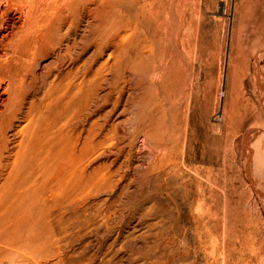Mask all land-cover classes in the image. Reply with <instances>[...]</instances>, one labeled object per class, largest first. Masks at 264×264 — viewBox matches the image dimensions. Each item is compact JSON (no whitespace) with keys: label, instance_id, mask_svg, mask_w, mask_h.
I'll use <instances>...</instances> for the list:
<instances>
[{"label":"rangeland","instance_id":"1","mask_svg":"<svg viewBox=\"0 0 264 264\" xmlns=\"http://www.w3.org/2000/svg\"><path fill=\"white\" fill-rule=\"evenodd\" d=\"M54 1L0 0V64L20 76L27 69L29 84L33 66L39 73L53 60V42L64 33L49 41L54 23L78 24L79 41L89 30L91 46L92 7H109L105 0ZM112 1L111 31L131 33L133 45L151 41L138 21L142 3ZM87 4L89 18L82 16ZM64 6L66 16L57 12ZM170 6L173 13L184 8L195 49L187 46L196 52L185 54L180 83L155 74L160 46L152 42L147 74L132 89L137 102L126 101V89L102 98L98 109L89 106V152L77 143L74 165L59 169L55 200L48 181L65 159L60 145L38 170L21 168L19 185L0 201V264H264V0ZM105 75L89 74V102L107 90Z\"/></svg>","mask_w":264,"mask_h":264},{"label":"bare ground","instance_id":"2","mask_svg":"<svg viewBox=\"0 0 264 264\" xmlns=\"http://www.w3.org/2000/svg\"><path fill=\"white\" fill-rule=\"evenodd\" d=\"M108 1L111 2V0ZM138 1L142 3L141 7L143 10L142 16L138 21L143 25L144 30L146 28L149 30L152 36V40L146 41L145 44L133 45V43H131L133 39L131 33H126L119 29L111 31L112 27H108L107 23L113 19V12L110 8L114 5L112 3L115 2L112 1L111 3L109 2V4L105 0L107 5H109V7L107 6L108 9L105 5V10H103V7L101 10L98 9L99 7H92L94 11L99 13L98 15L97 12L95 14V22H92L91 25L88 23L89 29L93 27L94 33L97 34L96 37L92 38V40L95 41L92 42L91 46H89V30L84 37L85 39L82 38L79 41L76 39V35H78L76 34L78 24L72 25L71 21H67V18L66 21L59 19L58 23H54L51 30L52 36L49 37V41L51 37L56 38L59 36L60 32L62 33L64 31V33H62L63 35L61 38L53 42V47L51 49L53 60L46 66L44 65L41 71L42 73L39 72V74L36 72L35 66H33L34 77L32 78L33 82L30 84L26 82L27 69L20 76V74L17 73L18 70L11 73L9 65L5 64L3 66L0 64V106L4 108L0 110V201L3 200L4 196L10 193L14 186L19 185L18 179L20 178L19 172L21 168L24 169V166L29 164L35 165L34 168L37 166L38 168L42 167V165L48 162L52 147L55 146L57 148L60 145V148H63V153H66L65 159L64 161L62 160L63 163L61 162L62 167L57 165L55 166V168L57 167L56 169L50 170L49 175H51V177H49V180H51V182L48 181V186H50L51 183L52 197L54 200L57 198L60 186L58 180L60 174H62L60 170L65 167V164L69 167L76 162L74 161L76 159L75 156L79 155L75 154L77 143L80 145L78 148L81 153L83 151V154L86 155L89 152V106L93 108L97 107L96 109H98L99 102L102 98L108 97L113 91L117 94L124 95L126 89L129 90V93L125 96L126 101L137 102L138 98L134 95L132 89L135 85L138 86L139 75L147 74L149 69V54L152 52V42L160 46L159 63L156 67L157 72L155 74L162 78V82L164 80H175V82H177L179 77L185 73V70L187 71V66L184 64V59L186 58L185 54H187L188 50L195 48H193V46L191 48L192 43L187 42L189 38L187 39V32L183 27L185 20L184 8L173 13L172 7L170 6L171 0L167 2L164 0H162V2L159 0ZM54 2H56V0ZM97 2L95 1L93 3L96 5ZM62 3L60 2V5ZM119 3L126 5V3L122 1ZM82 8H84V12H86L85 15L83 14L82 16L89 18L91 15V13H89V4ZM65 11L70 12V8L64 6L58 9L57 12L65 14ZM122 16L123 15H121V17ZM51 18H53V15ZM69 18H71V16ZM79 19L81 20V18ZM115 21L112 22L115 23ZM192 25L194 24H191V26ZM195 25L194 28L197 26ZM193 31L194 30H192V32ZM195 37L197 39V34ZM187 43L188 45L190 44V49ZM89 47L92 49L90 56L86 54L89 52ZM195 47H197V45ZM105 50H109L107 58L102 61L97 68L95 67L93 69L92 65L97 62L98 57L101 56L102 52H105ZM189 53L194 54L196 52L194 50V53L193 51ZM3 61H5V59ZM65 66L68 69L65 70ZM101 72L106 73L102 78V83L106 85L107 90L104 93L96 94L89 102V74L92 73L93 77H95ZM19 76L21 77V83L15 89H12L15 79L19 78ZM131 79L134 80V82L131 81ZM157 79H159V77ZM118 80L123 82L122 85V82H120L121 87L117 85ZM177 83L179 84L180 82L178 81ZM177 83H175V85H178ZM93 85H95V90L99 87V82H95ZM158 87L160 88L162 86ZM39 90L43 92L41 97L34 99L35 94ZM86 95L88 98L87 101L84 102L81 97ZM28 99L29 101L27 103ZM124 106L123 110L127 107L126 104ZM69 111L72 114L67 113ZM104 124H106V122ZM73 139H75L76 144L69 145L68 142L73 143ZM61 158L63 157L61 156ZM84 159L87 160L88 158L85 157ZM71 161L74 163L71 164ZM34 168L31 169L30 173L36 172V175H39L37 174L39 172L36 171L38 168H36V170ZM63 170L64 169H62V172ZM36 175H34L33 179L36 178ZM49 175H47V177ZM46 179L47 178H45L44 183L47 185ZM46 185L44 184L43 188H48ZM48 193L46 194L47 196ZM48 197L49 201L51 195ZM53 198H51V200ZM51 200L50 203H53ZM55 207H57V204ZM51 208H53V206ZM51 208L50 210H52ZM53 210L54 212L56 211L55 209ZM55 220L57 221V218ZM53 224H55V221Z\"/></svg>","mask_w":264,"mask_h":264}]
</instances>
